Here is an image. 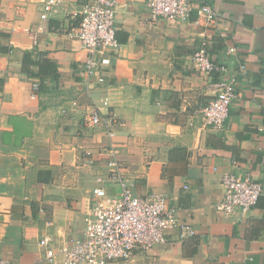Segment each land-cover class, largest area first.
Wrapping results in <instances>:
<instances>
[{
	"label": "crops",
	"instance_id": "crops-1",
	"mask_svg": "<svg viewBox=\"0 0 264 264\" xmlns=\"http://www.w3.org/2000/svg\"><path fill=\"white\" fill-rule=\"evenodd\" d=\"M46 1L0 0V259L47 264L42 234L54 247L81 236L96 178L107 177L110 144L106 130L90 127L86 117L95 100L109 96L120 121L111 141L132 193L167 197L195 236L178 241L169 232L166 243L127 263L107 264H264V0H195L220 15L207 26L196 23V14L151 22L144 2L121 4L115 17L121 47L102 54L105 82L88 92L87 52L66 34L87 0H59L33 39ZM203 40L225 72L195 70L191 56ZM33 51L57 70V79L44 81V92L33 89L41 82L37 66L34 77L22 72L24 55ZM239 64L246 72L237 75L224 128L209 129L201 111L214 98L211 84L229 79ZM227 172L262 185L246 217L216 209ZM104 187L110 197L120 192L111 181Z\"/></svg>",
	"mask_w": 264,
	"mask_h": 264
},
{
	"label": "built area",
	"instance_id": "built-area-1",
	"mask_svg": "<svg viewBox=\"0 0 264 264\" xmlns=\"http://www.w3.org/2000/svg\"><path fill=\"white\" fill-rule=\"evenodd\" d=\"M138 0H87L78 13L76 27L67 30V37L77 40L87 52L83 64L84 85L87 90L103 85L105 80L101 70L105 64L102 54L116 53L121 45L116 38L115 17L117 8L127 2ZM148 9L149 20L188 21L191 14H196L197 24L215 25L220 18L218 12L207 4L195 0H139ZM197 2V1H196ZM59 0H48L44 3L40 14L42 25L31 31L36 39L45 30V23L55 12L54 7ZM228 54H235L229 47ZM197 72L209 75L213 72H225L216 65L209 56L208 43L203 40L191 56ZM245 65L239 64L238 72L229 79L219 80L211 84L215 95L201 111L203 125L214 131L224 128L230 105L236 99V87L239 74H245ZM38 90L37 86L33 87ZM76 105V104H74ZM90 127L102 126L106 130L110 144L106 149L107 177L96 178L97 185L92 190L91 213L84 219L81 236L71 238L64 245L54 247L51 238L42 234L39 246L43 251L44 261L55 264H107L112 261L129 262L136 253H145L154 246L166 243V235L174 232L178 241L195 236L192 226L180 221L174 207L167 197L152 193L144 197H136L131 190L130 180L124 172L119 160V150L111 141L114 128L120 125L118 117L110 111L109 96L99 97L94 101L93 109L86 117ZM87 157L90 156L88 152ZM105 181L117 184L120 192L115 197L107 195ZM223 188V199L216 209L226 217L240 214L246 217L256 206L262 192V185L248 177L242 178L233 173H224L220 178ZM51 226V223H47ZM0 264H11L0 259Z\"/></svg>",
	"mask_w": 264,
	"mask_h": 264
},
{
	"label": "trees",
	"instance_id": "trees-1",
	"mask_svg": "<svg viewBox=\"0 0 264 264\" xmlns=\"http://www.w3.org/2000/svg\"><path fill=\"white\" fill-rule=\"evenodd\" d=\"M33 66H37L39 68L38 77L41 80L37 92H44L46 91L44 81L50 78H58L56 67L47 59H45L41 54L36 53L35 51L28 52L24 55L22 62V72L28 77L36 76L31 71V68ZM3 82L4 81L0 80V87H2Z\"/></svg>",
	"mask_w": 264,
	"mask_h": 264
}]
</instances>
